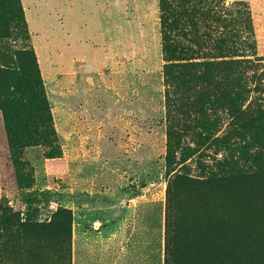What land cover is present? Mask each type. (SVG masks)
Returning a JSON list of instances; mask_svg holds the SVG:
<instances>
[{"label":"rangeland","instance_id":"374dc122","mask_svg":"<svg viewBox=\"0 0 264 264\" xmlns=\"http://www.w3.org/2000/svg\"><path fill=\"white\" fill-rule=\"evenodd\" d=\"M255 1L248 34L214 0H0V54L33 51L53 132L9 133L0 111V264H167L198 248L264 264ZM220 61H236L221 86L167 103L165 67Z\"/></svg>","mask_w":264,"mask_h":264},{"label":"trees","instance_id":"16d2710c","mask_svg":"<svg viewBox=\"0 0 264 264\" xmlns=\"http://www.w3.org/2000/svg\"><path fill=\"white\" fill-rule=\"evenodd\" d=\"M22 57L26 60L24 65L21 62ZM235 62L220 61L197 65L171 64L165 67L167 103L171 102L172 98L174 100V94H183L180 93L181 90L192 94L191 85L194 83L206 87L221 86L220 78L215 77V73L222 76V69L232 66ZM43 97L40 73L33 51L28 50L17 55L14 62H8L0 54V111L9 133L17 128L28 139L36 138L48 141L53 137L47 118V101ZM193 99L194 97L185 99V105L190 107L197 100ZM200 102H203V99ZM12 227L16 230L25 227L34 233L42 229L39 224H17ZM69 227L70 223L64 226V230H68ZM0 231L6 234L10 233L11 229L5 223H0ZM196 252L183 256L176 249V258L170 259L169 256L167 264H177L179 258L183 260L182 264H211L212 262L214 264H230V260H232L230 254H227V257H220L217 251L209 253L198 248Z\"/></svg>","mask_w":264,"mask_h":264},{"label":"crops","instance_id":"0c3cea01","mask_svg":"<svg viewBox=\"0 0 264 264\" xmlns=\"http://www.w3.org/2000/svg\"><path fill=\"white\" fill-rule=\"evenodd\" d=\"M219 2L222 11L233 12L242 16L246 20V29L249 34V19L253 18V3L255 0H214ZM223 6V7H222ZM226 7V8H225Z\"/></svg>","mask_w":264,"mask_h":264}]
</instances>
